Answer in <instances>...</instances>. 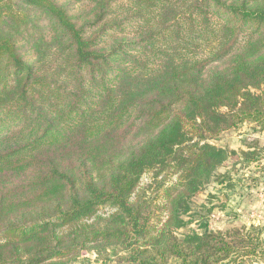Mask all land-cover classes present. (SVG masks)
I'll return each instance as SVG.
<instances>
[{"label":"trees","instance_id":"obj_1","mask_svg":"<svg viewBox=\"0 0 264 264\" xmlns=\"http://www.w3.org/2000/svg\"><path fill=\"white\" fill-rule=\"evenodd\" d=\"M245 122L264 129V0H0V264L262 255L253 221L208 227L226 202L192 207L260 159L213 143Z\"/></svg>","mask_w":264,"mask_h":264},{"label":"rangeland","instance_id":"obj_2","mask_svg":"<svg viewBox=\"0 0 264 264\" xmlns=\"http://www.w3.org/2000/svg\"><path fill=\"white\" fill-rule=\"evenodd\" d=\"M40 26L44 25V20L38 21ZM32 28H26L24 30H21L19 33H16L14 35L15 43L18 48V50L21 53H25L27 56L32 55V50L30 49V40L31 36L36 35L35 32L33 33ZM213 143L229 147V148H235L238 145L245 147L246 145H253L252 149H254L255 146L259 148V155L260 159H257L256 162H252L249 164V166H246L245 164H234V159H231L227 161V165L229 166V176L224 181L225 183H230L231 185H234L233 187H230V189H226L225 185H220L219 183H215L213 181L207 183L202 193L199 194V196H195L193 198L194 205L193 211L196 213L194 214V219L199 218L201 214H205L204 208L201 209V204L208 206L207 202V195H213L216 198L213 199V201L220 202V197L222 195H225L226 197H232L231 200L234 202L235 196H238V194L245 195L244 198L252 204L256 205V207H260L263 205L264 202V195L259 190L264 187V157H262L264 154V129H259L257 126L251 123H242L237 129L231 130L228 133H225L221 135L219 140L213 141ZM238 144V145H237ZM262 151V152H261ZM262 157V158H261ZM234 165V166H233ZM234 167V168H233ZM174 178V175L170 176ZM169 179V178H168ZM239 181V183H238ZM152 182V175L151 174H145L141 178V185H147L148 183ZM149 183V184H150ZM154 184L151 186V188L146 189L147 193L153 191L151 195H154L157 192V190L154 189ZM146 188V187H145ZM257 192V195L255 194ZM161 192V190H159ZM247 196V197H246ZM249 196V197H248ZM243 198V201H244ZM161 200V197L158 198V201ZM206 203V204H205ZM233 205V204H232ZM252 206V205H251ZM219 208V207H218ZM232 207L227 208L225 211L223 210V213H221L219 216V210H222V208H219L218 210L214 211L208 216V227L211 230H217V229H226L231 226H239L241 224H248L251 221L257 227L262 228L261 230V253L262 255L258 257H252V258H246L242 264H249V261L253 264L260 263L264 264V209L260 211V214H255V218L249 219L247 218V214L250 212L248 211H242V215L237 216V212L232 210ZM260 209V208H259ZM107 209H104L101 212H106ZM218 211V212H217ZM257 213V212H255ZM165 215L160 216L161 218H165ZM250 217V216H249ZM187 219V217H186ZM219 220H222L219 223ZM225 221V223H222ZM219 223V224H218ZM223 224V225H222ZM198 228L196 222H192L189 224V228ZM220 227V228H217ZM185 231V229H182ZM97 255L93 251H87L83 250L79 253V256L73 260H71L68 263L65 264H98L96 262ZM238 262H241L240 259H237L235 264H238ZM241 264V263H240Z\"/></svg>","mask_w":264,"mask_h":264},{"label":"crops","instance_id":"obj_3","mask_svg":"<svg viewBox=\"0 0 264 264\" xmlns=\"http://www.w3.org/2000/svg\"><path fill=\"white\" fill-rule=\"evenodd\" d=\"M262 191V192H260ZM256 192V191H255ZM260 193H262L264 195V187L262 189L259 190ZM246 194H249V193H246ZM245 194V195H246ZM257 195V192L255 193ZM245 195H241V194H238V196H235L234 195V202L231 200L232 197H226L225 195H222L220 198H221V201L222 202H226V206L222 209V210H219V214L218 216L223 213V210L225 211L227 208L229 207H232L234 211H236L238 214L237 216L240 217V215H242V211H248L250 210V212L247 214V218L249 219H254L255 217V214H260V211L262 209H264V206H260L259 208L256 207L255 204H253L254 202H252V204H250V202H248V200H246V198H244ZM247 197V196H246ZM249 197V196H248ZM243 198H244V201H243ZM233 204V205H232ZM252 205V206H251ZM218 212V211H217ZM257 212V213H255ZM244 216V215H242ZM250 216V217H249ZM245 217V216H244ZM222 220H219V223L221 222ZM218 223V224H219ZM222 223H225V221H223ZM223 225V224H222ZM217 228H220V227H217Z\"/></svg>","mask_w":264,"mask_h":264}]
</instances>
